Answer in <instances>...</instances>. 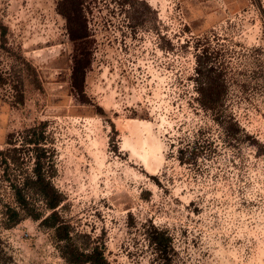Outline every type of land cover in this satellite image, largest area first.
<instances>
[{
	"label": "rangeland",
	"instance_id": "rangeland-1",
	"mask_svg": "<svg viewBox=\"0 0 264 264\" xmlns=\"http://www.w3.org/2000/svg\"><path fill=\"white\" fill-rule=\"evenodd\" d=\"M59 1L0 0V264H69L42 197L39 219L16 200L36 146L74 241L110 264H264V0H85L81 91ZM205 51L250 139L200 104Z\"/></svg>",
	"mask_w": 264,
	"mask_h": 264
},
{
	"label": "trees",
	"instance_id": "trees-1",
	"mask_svg": "<svg viewBox=\"0 0 264 264\" xmlns=\"http://www.w3.org/2000/svg\"><path fill=\"white\" fill-rule=\"evenodd\" d=\"M84 1L85 0H60L58 5L60 11L66 15L70 36L75 45V64L72 71V83L80 91L82 90L81 84L86 73L84 72L85 58L89 57L88 55L93 40L86 30L87 20L83 7ZM198 56L199 64L196 81L200 93L198 98L200 104L216 114L215 119L224 126L226 135L229 139H235L236 141L250 139L251 136L242 131L241 127H238L236 120L226 114L224 108L225 80L222 71L216 65L212 64L208 51ZM226 125H228V127ZM36 147L37 158L34 173L28 176L23 185L15 186L16 200L19 206L27 215L32 216L34 219H39L41 218V214L36 212L34 204L28 199V193L26 191H33L42 197L47 208H49L51 212L42 219L41 223L46 227L55 229L58 240L62 242L60 245L62 255L69 264H110L105 256L104 250L99 245L87 251L80 248L74 241L69 230V225L62 220L57 210V207L63 199L62 192L55 187L51 178L44 170L42 158L45 155V149L41 146ZM192 149L193 150L190 151L188 147L180 148L179 158L181 162L188 163L189 160L196 159L199 153L202 152L198 147ZM9 211L14 223L22 219L23 216L16 208L9 207ZM150 239L157 246L156 248L160 253L165 252L167 255L169 236L165 231L154 228L151 232Z\"/></svg>",
	"mask_w": 264,
	"mask_h": 264
}]
</instances>
